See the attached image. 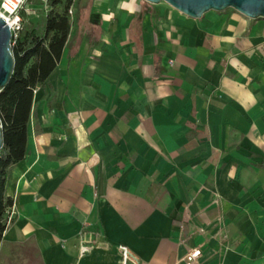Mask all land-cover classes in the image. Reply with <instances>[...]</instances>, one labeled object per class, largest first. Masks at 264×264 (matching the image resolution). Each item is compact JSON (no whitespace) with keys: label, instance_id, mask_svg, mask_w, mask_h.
<instances>
[{"label":"crops","instance_id":"1","mask_svg":"<svg viewBox=\"0 0 264 264\" xmlns=\"http://www.w3.org/2000/svg\"><path fill=\"white\" fill-rule=\"evenodd\" d=\"M76 8L8 168L0 264H121L120 245L139 264L193 248L192 264H264V17Z\"/></svg>","mask_w":264,"mask_h":264},{"label":"trees","instance_id":"2","mask_svg":"<svg viewBox=\"0 0 264 264\" xmlns=\"http://www.w3.org/2000/svg\"><path fill=\"white\" fill-rule=\"evenodd\" d=\"M75 0H66L63 11L56 7L62 0H51L43 31L25 26L12 46L15 66L12 77L0 91V120L3 125V147L0 150V244L7 228L3 222L14 201L6 196L8 168L25 158L28 122L34 89L46 82L67 47L72 22L69 9Z\"/></svg>","mask_w":264,"mask_h":264},{"label":"water","instance_id":"3","mask_svg":"<svg viewBox=\"0 0 264 264\" xmlns=\"http://www.w3.org/2000/svg\"><path fill=\"white\" fill-rule=\"evenodd\" d=\"M153 4L165 1L182 13L200 18L210 10L223 11L234 8L250 18L264 17V0H146ZM12 32L0 18V89L9 83L15 66L12 50ZM3 147V125L0 120V150Z\"/></svg>","mask_w":264,"mask_h":264},{"label":"built area","instance_id":"4","mask_svg":"<svg viewBox=\"0 0 264 264\" xmlns=\"http://www.w3.org/2000/svg\"><path fill=\"white\" fill-rule=\"evenodd\" d=\"M4 4H5V0H0V12H2L5 17H8L9 20H15L17 16L19 17L17 23L13 24L10 27L12 32L11 43L12 46H14L25 27V15L29 14L32 10V6L30 5L31 0H23V2L20 3L16 7L15 11L12 13H9L8 11L5 10V8L3 7ZM69 14L70 15L73 14L72 7L69 9ZM13 205L7 209L5 218L3 220V222H5L7 226L10 224L13 218V214H14ZM119 250L121 254V264H139L138 257L132 252V250L127 245H120ZM200 255H201V249L193 248L185 255L184 261L186 262V264H192Z\"/></svg>","mask_w":264,"mask_h":264},{"label":"rangeland","instance_id":"5","mask_svg":"<svg viewBox=\"0 0 264 264\" xmlns=\"http://www.w3.org/2000/svg\"><path fill=\"white\" fill-rule=\"evenodd\" d=\"M80 0H75L74 5L72 7L73 15L76 13V4ZM66 0H62V3L59 4L56 9L58 11H63ZM32 10L29 14H27L28 22L27 26H35L39 31H43L46 24V18L48 12L52 9L51 0H32L31 4Z\"/></svg>","mask_w":264,"mask_h":264},{"label":"clouds","instance_id":"6","mask_svg":"<svg viewBox=\"0 0 264 264\" xmlns=\"http://www.w3.org/2000/svg\"><path fill=\"white\" fill-rule=\"evenodd\" d=\"M22 2L23 0H5V4L3 5V7L5 8L6 11L12 13L15 11L16 7ZM0 18H3L6 21V23L9 24V27H11L13 24H16L17 21L19 20L18 16L15 18V20H9V18L5 17L2 12H0Z\"/></svg>","mask_w":264,"mask_h":264}]
</instances>
